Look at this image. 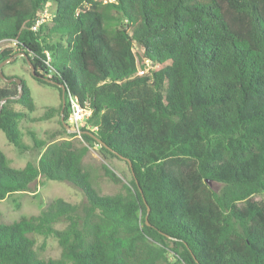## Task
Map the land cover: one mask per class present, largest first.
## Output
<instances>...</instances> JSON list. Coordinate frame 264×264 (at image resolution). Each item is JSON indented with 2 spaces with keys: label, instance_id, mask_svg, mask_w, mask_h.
Segmentation results:
<instances>
[{
  "label": "trees",
  "instance_id": "trees-1",
  "mask_svg": "<svg viewBox=\"0 0 264 264\" xmlns=\"http://www.w3.org/2000/svg\"><path fill=\"white\" fill-rule=\"evenodd\" d=\"M2 40L17 48H0V62L23 54L60 93L39 119L68 122L71 98L90 114L64 127L68 138L28 130L42 152L22 168L0 149V200L41 178L86 199L11 222L0 211V264H264V0H0ZM1 104L0 129L29 150L26 79L0 78ZM94 146L128 166L123 182L101 165L114 194L85 164ZM35 235L56 238L61 255L40 257Z\"/></svg>",
  "mask_w": 264,
  "mask_h": 264
},
{
  "label": "rangeland",
  "instance_id": "rangeland-1",
  "mask_svg": "<svg viewBox=\"0 0 264 264\" xmlns=\"http://www.w3.org/2000/svg\"><path fill=\"white\" fill-rule=\"evenodd\" d=\"M52 7L47 6L42 14L44 20L52 18ZM0 48H12L15 50L16 43L13 40L0 41ZM135 51L141 54L142 50L136 46ZM146 64L151 66V62L146 61ZM3 72L6 75H16L26 79L31 88L32 96L36 103V110L28 112L27 117L21 122L24 141L31 146V148L21 153L11 142L8 141L4 132L0 129V149L9 157L11 165L16 168H22L27 162H36L41 150L35 148L33 141L28 134V130H33L36 135L45 141H55L61 138H68L64 127L67 124L74 125L72 121V113L68 122L63 120L59 114L54 115L48 119H39L45 111L50 107H59L61 103V96L59 91L51 86L38 83L31 74L29 64L24 60L22 55H18L13 61L3 65ZM17 109H21L19 105H15ZM78 105L74 102L71 105L70 112L78 110ZM80 113L87 116L88 113L80 109ZM65 123V124H64ZM84 123L80 122V126ZM68 128V127H67ZM69 130V128H68ZM85 164H87L94 172L96 177V185L103 194H114L120 191L121 185L111 182L103 172L101 165L103 163L111 167L116 174L122 178L123 182H128L131 178L128 166L125 162L115 158L106 159L100 152L98 146L90 147V151L85 157ZM213 187L219 188L218 184H213ZM61 197L73 204H82L86 201L83 192L68 181L46 180L41 178L30 186L27 191H19L0 200V211L3 219L11 222L19 219L22 216H30L38 214L50 200ZM260 199L261 196H257ZM65 223L56 225L58 228H63ZM35 248L40 257L49 259L57 258L61 255V247L56 238L52 236L35 235Z\"/></svg>",
  "mask_w": 264,
  "mask_h": 264
},
{
  "label": "built area",
  "instance_id": "built-area-1",
  "mask_svg": "<svg viewBox=\"0 0 264 264\" xmlns=\"http://www.w3.org/2000/svg\"><path fill=\"white\" fill-rule=\"evenodd\" d=\"M44 21V18H40L38 21H37V23L33 26V28L34 29H36L37 27H38V25L40 24V23H42ZM146 61H149V60H146ZM150 62V61H149ZM148 68H149V65L147 64V66H146V68L145 69H140L139 70V74H144L145 73V71H147L148 70ZM70 101H71V105H72V103H76L77 105H78V110H74L73 112H71L72 113V117H71V119H72V121L74 122V125H75V127H76V130L78 131L79 130V128H80V122H83V120H84V118L86 117V116H84V114L83 113H80V109H82L81 108V106L77 103V101L75 100V99H73V98H71L70 99ZM70 109H71V107H70ZM82 110H84V109H82ZM84 111H86L87 113H88V115L90 114V111H88V110H84Z\"/></svg>",
  "mask_w": 264,
  "mask_h": 264
},
{
  "label": "water",
  "instance_id": "water-1",
  "mask_svg": "<svg viewBox=\"0 0 264 264\" xmlns=\"http://www.w3.org/2000/svg\"><path fill=\"white\" fill-rule=\"evenodd\" d=\"M18 55H23V54H21V53H17V54H15L14 56H12V57H10V58H8V59H5L4 61H2V62H0V78L3 80V81H6V82H11V81H15V82H17L18 84H20V82H21V78H19V77H8L4 72H3V69H2V67H3V65L4 64H6V63H8V62H10V61H13ZM29 63V66H30V70H31V74H32V76H36L37 75V73H36V71H35V68H34V66L32 65V63L30 62V61H28ZM7 100V98H4L3 99V102H5ZM64 103H65V101H64ZM1 106H2V104L0 105V108H1ZM63 120H64V118H63ZM68 126V125H67ZM69 128V127H68Z\"/></svg>",
  "mask_w": 264,
  "mask_h": 264
}]
</instances>
